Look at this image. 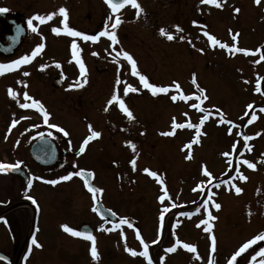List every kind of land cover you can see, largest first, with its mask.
Masks as SVG:
<instances>
[{
    "label": "flooded vegetation",
    "instance_id": "obj_1",
    "mask_svg": "<svg viewBox=\"0 0 264 264\" xmlns=\"http://www.w3.org/2000/svg\"><path fill=\"white\" fill-rule=\"evenodd\" d=\"M166 1L167 0L162 2L157 0L156 2L154 0H138L143 9L145 8V13L151 10L152 17L158 16L155 13L158 9L165 12L167 6L172 4L171 0H168L169 2L167 3ZM173 1L176 4L174 11L166 17L161 16L163 25H174L173 14L179 12L183 0ZM237 1L240 2L242 0ZM153 2H155L154 6ZM226 2L227 0H221L222 4ZM212 6L211 4L208 5L205 15L210 16L211 19L214 20V10ZM61 7L67 8L68 12L74 13V16H72L73 19L68 18L69 26L80 24L82 28H85L82 32L88 35H95L99 31L104 30L106 24L109 30H111V21H108V17L109 15H113V20L115 19V14L111 13V9L105 3V0H0V8L8 9L7 12L0 13V63H10L12 60L18 59L21 56L31 55L32 51L35 50L40 43L45 44L44 49L28 64L21 65L16 70L0 75V78H2L0 81V102L2 101L6 104L5 114L0 113V117H11V119L9 118L7 126L12 128V121L15 120L14 118L20 117L24 119L23 117L27 114H31V111L35 108L24 109L19 106L21 113L14 114L7 112L9 111V105H12L14 102H18L19 104L24 103V92H27L29 96L40 101L39 97L42 90L46 92L47 97L53 100V102H63L58 104L65 107V109L60 108L62 114L59 115H61L62 118L58 121L52 118L51 114L54 115V113L49 112V123L52 120V124L63 127L69 133V135L65 137L62 135L63 133H60L57 129L48 128L47 125L43 123L42 113H40L38 109L37 113L31 115L37 117L40 123L35 128L37 133L28 149L25 150L24 148L19 150L18 141L10 136L12 135L11 132L3 131L4 134L7 135L0 141V161L13 164L18 161L22 163L20 164L19 170L0 173V257L3 258L0 259V264H148L147 259L139 255L133 258L124 253V256H121V246L119 244L121 242L124 244L126 241V239L124 240L125 236H121V231H123L124 235H126L125 238L131 240L126 241L127 247L135 248L137 252L143 250L140 241L136 237V231L139 230L140 232L144 227L143 224L139 223V216L146 213H151V215H149L150 217L148 216V218H144L145 227L147 229L151 228V223L153 222L156 231L153 233L152 239L145 240L141 233L140 236L149 244V256L152 259V264H168V258L173 257L174 253L171 252L167 254L166 249L171 247V243L175 244L176 242V240L171 239L170 233L172 231L179 233L178 229L182 227L180 213L196 212L197 205L184 209L180 206V202H176L174 198L180 195L179 192L181 190L179 188L175 191L176 193L174 192L177 187H172L170 185L166 171L167 167L172 166L175 168L176 172L180 174V166L177 164H180L183 159H186V157L182 159L181 154L185 153V145L188 144V140L183 141L182 139L184 131H187L190 142L196 137L195 132L197 130L195 128L185 127L183 129H176L175 134L172 136H163L160 133L171 131L173 117L176 118L177 123H188L192 121V124H196V121L195 119H185L183 113L185 102H173L170 99V94H175V90L170 94H158L153 96L149 90L143 88L139 79L122 82L120 85H116V82H109L111 86L107 91L104 87V82L87 81L84 83L78 79L83 86L76 87L75 84L78 80L73 83H68L65 80V75L54 74L48 83L49 85L42 88L37 80L41 73L39 68H79V65L72 58V54L67 53L65 55L69 61L64 60V63L63 61L53 63V60L57 58L56 56L61 54V52L54 51L53 37L58 40L59 46L64 40L70 37L63 32L57 35L52 31L53 27L63 28V24L61 23L63 17L58 13ZM248 8L244 6L242 10L250 15L251 11ZM250 8H257L259 12L264 15V0H261L259 4L251 0ZM127 9V13H124ZM90 10L91 14L89 15L88 12ZM94 11L95 13H93ZM54 12L57 13V15L50 21L43 24H40L39 21H33L34 26L38 29L36 32H33L27 27V20L29 18L35 15L46 16ZM135 12L136 10L132 8L131 5H126L118 13L122 17L123 23L115 30L118 38V43L115 45H112V42L107 37H101L99 41L95 43L80 39V55L86 68H91L87 59L92 56H97L98 59H103L105 61L114 57L115 60L123 63L122 68H131L122 55L119 58L116 57L115 51L123 49L130 53L128 42L132 44L133 42H137L146 47L151 41L148 38L149 26L145 25V21H138L140 16L137 18ZM148 17V14H145V16L142 15V18ZM210 24H212V22H210ZM17 26L23 29V31H18ZM130 34H133L132 38H129ZM177 36L176 40L178 43L176 47L160 44L158 47L153 46L147 49V51L150 54L158 52L159 55L166 57L182 56V52L184 51L183 42L186 41L188 45L192 46H194L195 42L199 43V38L196 34L187 33L186 36H184V40L180 39V36H183L182 34L178 33ZM189 37L192 38V41H190ZM224 39H232L229 30H227L226 38ZM200 40L202 42H209L204 34H201ZM207 47L210 48V51H213L212 47ZM113 49H115V51H113ZM192 50L194 51L196 49L194 48ZM93 53L97 54L93 55ZM131 55L133 56V54ZM109 61L112 60L109 59L108 63ZM57 64H59L60 67H57ZM103 67L105 68V66ZM23 68L30 69L22 71L20 79H16L14 76L19 75V72ZM138 68H142V66L139 65ZM24 72L29 73V75H23ZM242 72L245 73V75L250 74L245 83H250L249 77H253V79H251L252 89L250 95L264 100V68H244ZM119 75L125 77L126 70H122ZM8 77H13L14 80L9 81L7 79ZM258 79L261 89L260 92L256 91ZM55 82H59V87L53 85ZM153 83L157 86L172 85V82ZM122 84H131L133 87L140 90L124 96L123 88L126 85ZM70 85H73V87L70 88ZM9 88L17 92L18 95L15 99L9 95ZM117 90L121 98L125 100L126 105L132 111L134 119L129 120L126 115L120 111L118 105H107V101L111 98L113 92ZM78 91L81 93L79 95L85 94L87 97L85 99L78 98L75 96ZM91 97L92 99H90ZM72 102V106L75 110L85 111L82 114H78L79 118L73 120V122L70 118L77 116V114L69 112L67 109L68 104ZM248 102L249 101L243 105L245 111L240 113L241 129L237 131L236 128H234L236 134H232V132L229 134L228 132L227 135V137H235L239 141V145L237 146L238 149L234 152V154H236V156H234V166L238 164L239 155L240 162L249 160L259 166H261L262 163V159L258 157V155L259 153L263 154L264 148H261L259 152L255 138L256 135L254 136L252 133L251 127L259 123L263 124L264 111H261V109L264 108V102L259 104L255 103L251 109L247 106L249 104L252 105V103ZM56 107L57 106H55V108ZM105 107H108V111L104 110ZM253 113H255L256 119L252 120V123H248V121L252 119ZM89 124L92 125L94 130L101 132V136L91 140L85 146L84 153L77 155L83 140L90 134L89 132H83L84 128L86 126L88 127ZM207 125V122H205L202 127ZM78 130H82L81 134L78 133ZM105 132L107 133L106 136L103 135ZM49 133L51 134L49 135ZM83 133L85 135H82ZM73 136L77 138L81 136V138L76 143L75 149L70 150V140L77 141V139L73 140ZM245 136L252 137V139L246 142L251 150L243 146L245 144ZM38 139H46L48 141V143H46L49 146V151L41 156L46 165L36 164L29 156L31 145ZM5 140L7 144L3 145L2 142ZM127 141H131L136 145L135 151L128 146L126 143ZM167 142H170L171 145L175 147L174 150L171 151L172 156L170 155V159L168 157L169 151ZM234 144L236 145V143ZM232 145L233 142L229 147H232ZM200 147L201 146L197 144L192 145L190 151L191 159H193V154L196 153L197 149L199 151ZM228 151L230 152V150ZM152 155L155 157V161H158L157 164L160 165L161 170H149L157 172L158 177L150 176L140 167L148 161L153 160ZM132 159H136L135 171L144 174L148 181L156 187V190H151L149 194L144 193L146 194L145 197H147L145 203L147 202V204H149H146L145 208L141 203H135L133 209L124 210L121 214L113 210L114 208L110 207L109 202L102 199L100 194H98V201H94L92 194L84 189L82 180L75 175H73L70 180L79 182L84 190L81 195H61L55 192L57 184L67 181H60L55 185L44 182L46 180H58L59 177H54L56 171L62 175H67L69 172H75L86 168L84 166L97 165L99 163L109 165L112 170L121 167L133 169L130 164ZM191 159H188V161ZM30 166H33L34 169L32 170ZM238 167L240 172L245 176L248 175V171L252 170L242 163L238 164ZM84 170L94 173L92 184L95 186V172L89 169ZM40 172L45 176H40ZM231 172L236 174L234 170ZM115 174L116 176H120V173L115 172ZM33 177H42L43 179H33L32 186L29 189L27 187V181L29 178ZM227 177H229V175L223 177V179H227ZM161 179L163 180V185L160 183ZM237 181H239L238 178ZM242 183H244V181H242ZM162 187H166L170 197V199H165L163 203L159 200V197L163 194ZM29 196L33 197L37 203L33 204L32 201L28 199ZM95 202H99L106 210L111 209L116 215H112V218H99L93 211ZM173 204H175L176 207H172ZM89 205L92 207L93 212L90 213L88 211V213L93 219H88L87 216H83L82 220L77 221V223L71 221L72 218L80 217L81 213L87 212ZM165 206L169 207L170 210L168 213H165L163 227H161L159 216ZM57 208L59 209L57 219L60 222L58 224H56ZM67 209L73 210L74 213L63 214ZM152 213H154V216ZM123 217L128 218L133 224V227L129 228L127 225H121L120 228L110 231V234L116 237V245L104 246L101 242L96 240V246L100 257L98 261H94L91 257L90 241L82 237H74L64 232L61 228L63 224H67L75 230H84L87 228L96 237L103 232L98 230L100 225L103 224L104 227L111 228L113 224L119 223L120 218ZM43 218H47V224H41ZM128 232L131 234H128ZM33 237H35L42 247L33 245L31 250H29ZM120 240L121 242H118ZM153 240H156L157 243L152 244L151 242ZM259 247L264 246L257 245L256 248L258 249ZM105 248L106 250L104 251ZM161 257H163V261H161ZM225 264H227V261ZM238 264L242 263L238 262Z\"/></svg>",
    "mask_w": 264,
    "mask_h": 264
},
{
    "label": "rangeland",
    "instance_id": "obj_2",
    "mask_svg": "<svg viewBox=\"0 0 264 264\" xmlns=\"http://www.w3.org/2000/svg\"><path fill=\"white\" fill-rule=\"evenodd\" d=\"M154 1L156 2V0ZM157 1L162 2L164 0ZM171 1L172 4L167 6L165 12L156 9L157 11H155V13L158 15L156 17L151 16V10L146 13L144 10L140 15L138 21H145V25L150 28L148 30V38L151 41L146 47L137 42H133V44L128 42L130 53L133 54L137 66H142V68H138L139 73L146 75L152 83L176 81L181 86L185 95H198L199 93L197 92L196 86L192 84V75L195 73L199 86L206 90V95L208 96V100L204 101L201 106L212 113L206 121L208 125L200 128L202 135L199 137V143L196 144L201 147L199 151L197 149L196 153L193 154V159L189 161L188 159H183L188 156L191 151V149L189 150L185 148V153L181 154L183 160L180 164H177L180 166V174L176 172L174 167H167V179L172 187H177L174 192L179 188L181 190L179 192L180 195H178L177 198H174L176 202H180V206L184 209L190 208L193 205H197L196 208L199 209V211L196 212H189V216L180 215V218L182 219V227L178 229L179 233L176 231L170 233V237L173 240L179 239L182 243L195 245L196 252H189L187 249H184L182 245L178 246L176 251L173 252V257L168 258V264H209L210 257L214 261V264H225L231 255L246 241L252 239L261 232H264V152L263 154L259 153L258 155V157L262 159L261 166L256 165L255 169L248 171V179L244 181V183H242V181L240 182V180L237 181V179H232V177L237 174H233L231 171L240 164L239 155L238 164L235 165L236 167L233 165V155H235L234 152L238 149L237 146L239 145V141L235 137H227L229 127H231L232 134H236L234 128H236L237 131L241 129L240 113L245 111L243 105L247 101H249L248 103H252V106L255 103L259 104L264 102V100H260L253 95H250L252 89L251 79H253V77H249L250 83H245L250 74L245 75V73L242 72L244 68H264V60H260V54L264 53V15H262L257 8H250L251 0H242L243 2L227 0L225 4H222L221 0H219V3L222 5L221 7L212 6V9L214 10L213 20L210 16L205 15L209 4H203L201 3V0H183L179 12L173 14L174 25L166 26L163 25L161 16L166 17L174 11L176 4L173 0ZM155 2H153V6L155 5ZM167 2L169 1L167 0L166 3ZM244 6H247V8L249 6L248 9L251 11L250 15L242 10ZM235 7L240 9L239 13L234 11ZM127 11L128 9L124 13H127ZM67 13L68 18L73 19L72 16H74V13L68 12V9ZM93 13H95V11ZM88 14H91V10ZM145 14H148L149 17L142 18V15L145 16ZM194 21L196 23H193ZM210 22H212V24H210ZM176 25H179L183 31L177 32ZM71 27H75V30L81 32L85 29L82 28V25L80 24ZM161 28H165L171 33L174 36V39L168 40L166 36H162L159 31ZM229 29L232 30V34L239 33L237 38L238 47L252 51L259 48L261 53H257L256 55H244L243 53L230 54L228 51L221 49L218 45L212 46L209 40V42H202L200 40L201 34H204V31H207L221 42L227 43L231 46L234 43L233 40L224 39L226 38V32ZM178 33L183 36H186L187 33L196 34L199 38V43L195 42L194 46H192L188 45L186 41L183 42L184 51L182 52V56L166 57L159 55L158 52L150 54L147 51V49H150L153 46L158 47L160 44H167L176 47L178 43L176 40ZM132 37L133 34H130L129 38ZM73 39H76L78 45L81 43L80 38L69 37L59 46L58 40L53 37L54 51L61 52V54L56 56L57 58L53 60V63L60 61H63L64 63L66 60L69 61L65 54H72L71 43ZM189 39L192 41V38L189 37ZM207 46L212 47L213 51H210V48ZM194 48L196 50L193 51L192 49ZM109 59L112 61H109L108 63ZM109 59L105 61L103 59H98L97 56L88 58L87 61L91 68H86V80L89 82H104V87L108 91V88L111 86L109 82H116L117 79L121 82H129L139 79L138 76L132 75L131 68H122L123 63L121 61L115 60L114 57ZM257 60H259V63H255ZM103 66H105V68ZM28 69L30 68H23L19 72V75L14 77L20 79L22 71ZM39 70L41 73L37 80L42 88L49 85L48 83L54 74L65 75V80L68 83H73L78 79L84 81L85 79V77L80 76L79 68H39ZM122 70H126L125 77L119 75ZM7 79L9 81L14 80L13 77H8ZM1 80L2 78H0V81ZM76 94L77 95L75 96L78 98L80 97V99H85L87 97L85 94L79 95L81 94L79 91ZM39 98L46 110L48 109V112L54 113V115L51 114V116L55 121L62 118L61 115H59L62 114L60 108L65 109V107L58 103L63 102H53V100L47 97L46 92L42 90ZM90 99H92V97ZM1 102L0 113L2 114L6 111V104L3 102L1 104ZM190 103H198V101L193 100L185 102L183 113L188 114L185 116V119H195L196 124H198L203 113L191 108L189 106ZM10 105L9 111H7L8 113H21L18 102H14L11 106ZM72 105L73 102L69 103L67 109L69 112L77 114V116L70 118L73 122V120L79 118L78 114H82L85 111L75 110ZM55 106L57 107L55 108ZM217 109H219V112ZM31 112V114L25 115L23 117L24 119L20 117L14 118L19 122L12 128L7 126L9 118L11 119V117H0V141H2L7 135L4 134L3 131H8L12 134L10 136L18 141L19 150L24 148L25 150L28 149L31 141L36 136L37 131L35 128L40 123L37 117L31 116L34 113H37L38 110L34 109ZM221 113L226 120L232 121V125L219 123ZM191 122L192 121H190V123ZM81 131L82 130H78V133L81 134ZM251 131L254 136L256 135L257 147L260 152L261 148H264V122L263 124H255L251 127ZM83 132H89L87 126L84 128ZM257 133H259V135H257ZM82 135L85 134L83 133ZM103 135L106 136L107 133L105 132ZM80 138L81 136L78 138L73 136V140L77 139V141L70 140V150L75 149L77 145L76 143ZM182 139L183 141L188 140L189 143L190 137L187 136L186 130L184 131ZM232 142L233 144L236 143V150L229 147ZM167 143L169 151L168 157L170 159V155L172 156L171 151L174 150L175 147L172 146L170 142ZM2 144H7L6 140L3 141ZM228 150H230V152ZM224 152H229L230 155L225 157L222 155ZM155 160V157H153V160L148 161L140 167H142V169L161 170L160 165L157 164L158 161ZM229 160L232 161L231 166L228 163ZM203 166H206L213 174L211 185H208L207 183L208 178L202 175ZM84 167H86L84 169L93 170L95 172V186L103 189L100 197L108 201L109 206L121 214L124 210L127 211L133 209L135 203H141L145 208V205L147 204V202L145 203V200L147 199V197H145L146 194H149L151 190H156V187L148 181L144 174L138 173L133 169L121 167L112 170L109 165L102 163ZM30 168L32 170L34 169L33 166H30ZM115 172L120 173V176H116ZM39 175L45 176L41 172ZM227 175H229V177H227L229 179L228 184H220L219 188L213 186L214 182L217 183V180H220ZM60 176L63 175L56 171L54 177L58 178ZM201 181L205 182L203 191H193ZM233 184L242 189L240 194L235 193V190L232 187ZM209 191L215 193L212 199L221 205L219 210H216L212 203H209L208 205V211L217 217L216 220L209 221V223L213 225L211 234L205 232L204 228L206 225L200 223L202 220H207V212L202 205L203 201L208 198L207 193ZM55 192L61 195H81L84 190L78 181L67 180V182L57 184ZM58 211L59 209L57 208L56 224L60 223L57 219ZM88 211L90 213L93 212L90 205L87 212L81 213L80 217L72 218L71 221L77 223V221L82 220L83 216H87L88 219H93ZM66 213L73 214L74 212L73 210L71 211V209H67L63 214ZM249 213H251V215H249ZM152 214L154 216V213ZM149 215H151V213L142 214L141 216L136 215L140 217L139 223L144 226L140 230V233L145 240L152 239L153 233L156 231L153 222L151 223V228L147 229L145 227L144 218H148ZM41 224H47V218H43ZM197 225H199V227ZM110 233L111 232L103 231L101 232V235L96 236V240L101 242L104 246L116 245V237ZM128 234L131 233L128 232ZM210 235H214L216 238L215 252H212L211 250ZM124 236L126 237V235ZM125 237L124 240L131 241ZM126 241L124 244L121 240L118 241L121 242L119 243L121 246L120 255L124 256L125 253L127 256L133 258L137 257L132 256L129 252L125 251V245H127ZM172 245L173 244L171 243V246ZM257 245L264 246V241H259ZM257 245H253L251 248L247 249L245 253H242L241 256L237 258V261L242 264H250L251 255H254L255 252L258 251L256 248ZM131 249L135 250V248L132 247ZM105 250L106 248L104 251ZM168 253L169 252H167V254ZM259 259H261V257H257V264Z\"/></svg>",
    "mask_w": 264,
    "mask_h": 264
},
{
    "label": "snow or ice",
    "instance_id": "obj_3",
    "mask_svg": "<svg viewBox=\"0 0 264 264\" xmlns=\"http://www.w3.org/2000/svg\"><path fill=\"white\" fill-rule=\"evenodd\" d=\"M254 2L259 4L261 2V0H254ZM105 3L110 7L111 13L115 14L114 20H113V15H109V17H108V21H111V24H110L111 30H109L108 25L106 24L105 29L99 31L95 35H88V34H85L84 32L77 31L74 28L69 26L67 9L64 7H61V8H59L58 13L60 16L63 17V19L61 21V23L63 24V28L53 27L52 28L53 33L60 35L63 32L64 34H66L70 37L80 38L83 41H91L93 43L98 42L101 37H107L112 42V45L117 44L118 38H117L115 30L118 28V26L121 23H123L122 17L118 14L120 12V10L123 9L126 5H131V7L136 10L137 18H139V16L144 12V9H143L142 5L138 2V0H105ZM201 3L211 4V5H215L217 7L222 6L219 3V0H201ZM7 11H8L7 8H0V13H5ZM234 11L236 13H239L240 9L235 8ZM56 15H57V13H55V12L49 13L46 16L35 15V16H33L27 20V27L29 29H31L33 32H36L38 29L33 24L34 20L39 21L40 24H43L47 21L52 20L53 17ZM193 23H196V22L194 21ZM175 27H176L177 32L183 31V29L179 25H176ZM17 29H18V31H23V29H20L19 26H17ZM159 31H160V34L162 36H166V38L168 40L174 39V36L171 33H169L165 28H161ZM229 33L231 34V38L234 42L231 46H229L227 43L221 42L214 35L209 34L207 31H204V35L208 38V40L210 41L212 46L218 45L221 49H226L230 54L243 53L244 55H256L257 53H261V50L259 48H257L255 51H252L249 49L238 47L237 46V42H238L237 38L239 36V33L237 32L235 34H232L231 29H229ZM180 39L184 40V36H180ZM44 47H45V44L40 43L36 47V49L32 51L31 55L21 56L18 59L12 60L10 63H0V75H3L6 72L16 70L21 65L28 64L37 54H39L41 52V50L44 49ZM113 51H115V49H113ZM71 53H72V58L79 65L80 76L85 77L83 82L86 83L87 82V80H86V67H85V64L83 63V60L81 58V55H80L81 48L77 44L76 39L72 40ZM96 54L97 53H93V55H96ZM115 55L117 58H119L121 55L123 56V58L131 66L132 75L138 76L140 84L143 86L144 89L149 90L153 96H156L158 94H170L173 92V90H175V94H170V99L173 102H177V101L189 102V101H193V100L198 101V103H190L189 104V106L191 108L196 109L199 112L203 113L198 124H192L190 122H188V123H177L176 118L173 117L172 124H171V131H164V132H161L160 134L163 136H172L175 134L176 129H183L185 127L195 128L197 130L196 131V137L192 141H190L188 144H186L185 148L190 150L192 148L193 144L199 143V137H200V135H202V133L200 132V128L209 119V117L212 115V113L201 106L204 101L208 100V96L206 95V90L199 86L195 73H193V75H192V84L196 86L197 92L199 94L198 95L197 94L185 95L183 93V90L181 89V86L176 81H173L172 85H170V86H157L155 83L150 82L149 78L146 75L139 73L136 60L126 50L121 49L120 51H115ZM260 60H264V53L260 54ZM255 63H259V60L255 61ZM56 66L60 67L59 64H57ZM42 67H45V66H42ZM23 75L27 76V75H29V73L24 72ZM121 83L122 82L119 79L116 80V85H120ZM75 86L81 87V86H83V84L78 80L76 82ZM69 87L71 88V87H73V85H70ZM139 90L140 89L133 87L131 84H127L123 88V95L127 96L129 93H135ZM256 91L257 92L261 91L260 86H259V79L257 81ZM8 93L13 99H15L18 95L17 92L13 91L11 88H9ZM23 98H24L25 102L19 104V106L21 108L38 109L40 111V113H42L43 123L45 125H47L48 128L57 129L60 133H63L64 136L69 135V133L63 127H60L56 124L49 123L50 113L46 110L45 106L42 104L41 101L36 100L33 97L29 96L27 92H24ZM29 101H30V103H29ZM113 104L118 105L120 111L123 112L129 120L134 119L132 111L126 105L125 100L123 98H121V95L119 94L118 90L114 91L111 98L107 101L108 106H112ZM247 107L249 109H251L252 105L249 104ZM104 110L108 111V107H105ZM217 111L219 112V109H217ZM261 111H264V108H262ZM184 115L187 116L188 114L184 113ZM246 115H247V113H246ZM254 119H256L255 113L252 114V119H250L248 121V123H252V120H254ZM18 122L19 121H17V120H13L12 121V127H14ZM219 123L232 125V121L226 120L222 113H221V118L219 120ZM88 129H89L90 134L83 140V142H82V144H81V146L77 152V155L84 153L85 146L91 140L99 138L101 136V132L94 130L91 124L88 125ZM231 131H232L231 127H229V129H228L229 134H231ZM50 134L51 133H49V135ZM41 135H43V134H41ZM257 135H259V133H257ZM250 139H252V137L245 136L244 137L245 144L243 145L244 147H248L249 150H251V148L249 145H247L246 142ZM126 143L128 144L129 147L132 148L133 151L136 150V145L134 143H132L131 141H127ZM232 148H233V150H236V145L233 144ZM222 155L225 157H228L230 155V153L224 152V153H222ZM186 159H191V153L190 152H189V155L186 156ZM21 163L22 162H19V161L14 163V164L0 161V173H6L8 171L19 170ZM228 163L231 166L232 161L229 160ZM240 163L247 165V167L250 169H255V167H256V165L254 163L250 162L249 160H243ZM130 164L132 165V168L135 171L136 159H132L130 161ZM74 167H75V165H74ZM143 171L148 173L152 177H158V173L155 171H151L147 168H145ZM234 171L236 172L237 175L232 177V179L238 178L241 181H246L248 179L247 176H245L242 172H240L239 167H236L234 169ZM73 175L94 177V173L86 172L84 169H81L79 171L69 172L67 175L60 176L58 178V180H55V179L54 180H46L44 182L51 184V185H55L60 181L70 180ZM202 175L208 178L207 183H208V185H211L212 180H213V174L208 170V168L206 166L202 167ZM33 179L42 180L43 178L42 177L29 178L27 181V187L29 189L32 186ZM160 183L163 185L162 179L160 180ZM204 183H205L204 181H201L199 184H197L196 188H194L193 191H197V190L203 191ZM223 183L228 184L229 181H223ZM85 185H86L88 191L92 194L93 200L98 201V199H99L98 194H101L103 192V189L97 188V187L89 184L87 179H85ZM215 187L219 188L220 183L215 184ZM232 187L234 188L236 194H240L242 192V189L240 187H237L234 184L232 185ZM162 192H163V194L159 197V200L161 201V203H163L165 201V199H170L166 187H162ZM214 195H215V193L211 192V191H209L207 193L208 198L203 201V205H202L204 207L205 211L207 212V220H202L200 222L201 224L206 225V227L204 228V231L208 232L210 234L212 233L213 225L211 223H209V221H214L217 219V217L212 215L211 212L208 211V205H209V203H212V205L215 207L216 210H219L221 208V205L219 203H216L212 199V197ZM28 199L31 200L33 204L37 203L35 201V199L31 196H29ZM172 207H176V205L173 204ZM97 210L98 209L96 207L93 208V211H97ZM169 210H170L169 207L165 206V207H163V210L160 212L159 220H160L161 227H163V222L165 219V213H168ZM107 211L110 215H113V216L116 215V213H114L111 209H108ZM197 211H199V209H197ZM180 215L189 216L190 213L181 212ZM249 215H251V213H249ZM121 225H127L129 228L133 227V224L129 221V219L126 217H123V218H120L119 223L113 224L111 228H106L102 224V225H100L98 230L110 232V231H113L117 228H120ZM197 226L199 227V225H197ZM61 228L63 229L64 232H66V233H68L74 237H82V238L90 241L91 242V248H90L91 257L94 261L99 260L100 257H99V253H98L97 246H96V237L92 234L91 231L75 230L72 227L68 226L67 224L61 225ZM121 236L122 237L124 236L123 231H121ZM136 237L140 241V244L142 245L143 250L140 252H137V251L127 247V245H125V251L129 252L132 256H137V255L142 256L145 259H147L148 264H152V259L149 256V244L146 243L144 241V239L140 236L139 230L136 231ZM210 240H211V250H212V252H215V250H216V238H215V236L210 235ZM259 241H264V232H261L260 234L253 237L252 239H249L248 241H246L235 253H233L231 255V257L227 260V264H238L237 258L240 257L242 253H245L246 250L251 248L253 245H257ZM151 243L156 244L157 241L153 240ZM33 245L36 247H42V245H40L37 242L35 237H33V239H32L31 245L29 246V250H31V247ZM181 245L184 249H187L189 252H193V253L196 252V246L195 245L189 244V243H182L179 239H177L175 244H173L171 247H168L166 249V252H169V253L175 252L177 246H181ZM257 257H261V259H259V261H258V264H264V247H259L258 251H256L254 255H251L250 264H257ZM0 259H3V258L0 257ZM161 261H163V257H161ZM209 264H214V261L211 259V257L209 258Z\"/></svg>",
    "mask_w": 264,
    "mask_h": 264
},
{
    "label": "water",
    "instance_id": "obj_4",
    "mask_svg": "<svg viewBox=\"0 0 264 264\" xmlns=\"http://www.w3.org/2000/svg\"><path fill=\"white\" fill-rule=\"evenodd\" d=\"M53 85L55 87H59V82H55L53 83ZM48 141L46 139H38L36 140L30 147L29 149V155L31 157V159L39 164V165H46L44 162H43V158L41 157L42 154L46 153L49 151V146H48ZM79 178H81L84 182V185H85V179L88 180L89 184L92 185L91 181H92V177H87V176H78ZM85 188L87 189L86 185H85ZM88 190V189H87ZM96 207L98 210L97 211H94L100 218H112V215H110L108 213V211L103 208V206L99 203V202H95L93 208ZM84 230H88L87 228L84 229ZM89 231V230H88Z\"/></svg>",
    "mask_w": 264,
    "mask_h": 264
}]
</instances>
